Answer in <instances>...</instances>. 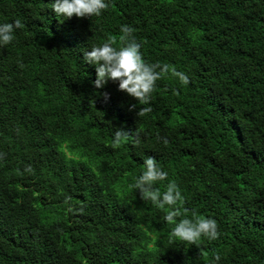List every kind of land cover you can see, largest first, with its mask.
Returning <instances> with one entry per match:
<instances>
[{"label": "trees", "instance_id": "1", "mask_svg": "<svg viewBox=\"0 0 264 264\" xmlns=\"http://www.w3.org/2000/svg\"><path fill=\"white\" fill-rule=\"evenodd\" d=\"M52 2L0 0V23L24 24L0 48V264H264V0H106L70 19ZM122 24L190 81H157L142 117L84 59ZM147 157L218 239L170 243L167 206L133 188Z\"/></svg>", "mask_w": 264, "mask_h": 264}, {"label": "clouds", "instance_id": "2", "mask_svg": "<svg viewBox=\"0 0 264 264\" xmlns=\"http://www.w3.org/2000/svg\"><path fill=\"white\" fill-rule=\"evenodd\" d=\"M51 8L57 14L65 18H91L100 17L109 8L106 0H53ZM24 27L20 19L12 22L0 23V48L11 44L15 39V31ZM135 29L127 24L120 26V35L110 37L99 46H92L90 51H84V59L89 64L96 65V79L93 84L97 88L103 87L108 81L118 82V90L135 99L140 107L136 112L142 117L151 111L152 94L156 89L157 81L168 77L177 78L181 84H189L188 76L169 65L149 63L141 52V43L134 35ZM178 94V93H175ZM104 99L109 98L107 92L102 94ZM137 105H130V110ZM129 134L117 130L114 136L113 147L118 148L126 143ZM138 143V137L136 139ZM167 143V141H164ZM4 154L0 153V159ZM145 170L136 179L133 188L139 191L142 200L163 210L167 206L168 211L164 220L174 224L171 229V242H181L189 246H199L203 239L209 241L219 238V225L217 221L209 217H199L195 213L188 218V209L184 207L185 197L182 195L175 180H170L161 192L155 187L157 182L168 179V173L164 171L153 157L144 160ZM183 217V218H180ZM177 218H180L177 222ZM221 256L216 254L212 264H218Z\"/></svg>", "mask_w": 264, "mask_h": 264}]
</instances>
